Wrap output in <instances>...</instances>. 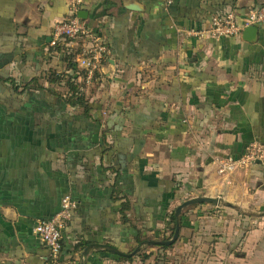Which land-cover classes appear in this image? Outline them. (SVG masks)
<instances>
[{"label": "crops", "instance_id": "obj_1", "mask_svg": "<svg viewBox=\"0 0 264 264\" xmlns=\"http://www.w3.org/2000/svg\"><path fill=\"white\" fill-rule=\"evenodd\" d=\"M69 2L0 0L2 77L17 82L10 66H24V83L39 82L57 64L65 71L63 50L53 41ZM262 5L264 0H86V20L102 27L111 50L102 73L85 84L88 112L49 90L18 95L0 82V264H119L127 256L99 245L130 253L144 240L170 239L175 230L171 234L167 214L183 196L220 197V204L239 210L264 207L260 163L226 178L219 173L221 161L241 157L250 143L264 144V25H257L252 41L243 33L187 35L219 10L242 15ZM66 195L77 208L56 258L33 229L61 210ZM124 198L131 204L128 222L120 214ZM221 207L203 202L185 208L184 226L166 252L208 255L188 264H220L225 254V264H264L260 246L252 251L259 255L254 261L236 260L222 248L227 230L236 226H226L230 220L221 225L227 219ZM145 227L153 229L143 238ZM220 233L215 253L208 252L207 243ZM89 245L96 246L83 257Z\"/></svg>", "mask_w": 264, "mask_h": 264}, {"label": "built area", "instance_id": "obj_2", "mask_svg": "<svg viewBox=\"0 0 264 264\" xmlns=\"http://www.w3.org/2000/svg\"><path fill=\"white\" fill-rule=\"evenodd\" d=\"M86 0H70L68 15L54 26V41H62L67 53L79 49L78 66L85 70L87 83H92L103 71L104 63L110 54V46L102 27H92L79 16ZM250 25H264V5L249 8L242 15L235 9L219 10L213 13L204 25L195 26L187 35L198 38H229L240 36ZM260 160L264 177V144L250 143L239 158L229 156L220 162L219 173L229 176L238 167L250 166ZM76 201L71 195L62 199L61 210L50 219L39 220L33 229L38 239L49 248L52 256L58 257L63 248V229L71 220Z\"/></svg>", "mask_w": 264, "mask_h": 264}, {"label": "rangeland", "instance_id": "obj_3", "mask_svg": "<svg viewBox=\"0 0 264 264\" xmlns=\"http://www.w3.org/2000/svg\"><path fill=\"white\" fill-rule=\"evenodd\" d=\"M55 66L57 71L60 70V65L57 64ZM15 66H10L9 70L7 72L9 74H15L14 77L17 79V83L19 85H23L24 82L22 80V76L19 73H24V66L21 69H13ZM12 68V69H11ZM16 68V67H15ZM27 68V67H26ZM53 70L52 68H48L47 74ZM39 73V72H38ZM41 73V72H40ZM47 75H43L41 77V80L39 82L43 83L46 86H49V84L45 82L44 77L46 78ZM54 86L55 89L57 88L58 90L62 92H66L69 90V86L66 82V79H64L61 83H56ZM2 88V86H1ZM33 92L35 93L34 97H38L37 95L39 92H36L38 90L37 86H32ZM36 90V91H35ZM37 94V95H36ZM262 167V166H261ZM241 168V167H238ZM233 174V173H232ZM230 174L229 176H232ZM222 175V174H221ZM224 176V175H222ZM227 176V175H226ZM225 177V176H224ZM226 178V177H225ZM224 178V180H225ZM202 195V194H200ZM187 197L183 196L181 200H185ZM229 204L223 202L222 204H219L218 208L222 212V216H226L227 219H223V222H221V225H225L226 222L225 220H230L227 222L228 224L226 226H236V229L232 227L231 229H228L227 231L230 232L229 235H226L225 240L223 241L222 248H226L232 251L234 253L235 259L239 261H243L244 259L246 260H256L259 258V255H257L252 252L257 246H260L262 250H264V207H259V206H254L250 208H245V209H233L228 206ZM211 209H217V208H211ZM173 211V210H172ZM221 214V212H220ZM169 215V213L167 214ZM235 216V217H234ZM234 226V227H235ZM153 228H143L144 235L143 238L148 237L147 230L151 231ZM162 232V231H161ZM154 235V233L152 234ZM218 237V239H212L209 243H207L206 246H209L208 252L215 253L216 251V242L220 240V238L224 237L222 233L218 235H214ZM151 238H154L151 236ZM155 238L162 239L163 237L160 235H157ZM232 239V240H228ZM208 242V241H206ZM207 248V247H206ZM187 252L190 253V255L187 257ZM207 252V253H208ZM146 254V259H143L142 254ZM197 253V252H196ZM250 254V255H249ZM255 254V255H254ZM192 255V249H189L185 252V254H175L173 251H168V252H160L158 246H150L146 247L139 252L135 253L132 256L125 257V259L119 258V264H188L189 261H191L192 258H195V255L197 256L196 258H201L203 261L208 257L205 252H202L201 254H195L194 256ZM178 256V257H177ZM132 257V258H131ZM126 258H131L127 260ZM227 259V255L221 256V263L220 264H225V261ZM193 260V259H192Z\"/></svg>", "mask_w": 264, "mask_h": 264}, {"label": "trees", "instance_id": "obj_4", "mask_svg": "<svg viewBox=\"0 0 264 264\" xmlns=\"http://www.w3.org/2000/svg\"><path fill=\"white\" fill-rule=\"evenodd\" d=\"M56 48L59 51H62L64 53V61L67 63V68L65 71H57V70H51L47 74V81L49 82V86L41 85L39 82L36 80V78L32 79L30 82H26L23 85H19L15 80L13 79H6L0 75V82L9 90H12L20 95L21 93H24L26 91H31L33 88L32 86H37L38 90H49L57 96L58 98L62 99L65 103L71 105V106H79L85 110V112H88L89 110V103L88 100L86 99V96L84 94V87L86 84V72L84 69L80 68L78 66V54H79V49H75L70 53H67L64 50V45L61 42L55 43ZM110 46V44H109ZM64 79H66V82L69 86V90L66 92H62L58 90L57 88L55 89L56 86H54L56 83H61ZM11 80V81H10ZM32 92V91H31ZM113 148V146H112ZM260 165V164H259ZM262 166V165H261ZM121 199V198H120ZM131 210V204L130 200L127 198H124V200L121 203L120 207V214L121 218L123 221H130V218L128 216V212ZM186 213V212H185ZM185 213H183V216H185ZM169 220L168 222L170 223V230L171 234H173L176 226V215L175 212L172 211L167 215ZM182 216V217H183ZM182 223H183V218H182ZM183 225V224H182ZM184 226V225H183ZM141 236H142V230L138 231V235L136 236L137 241H141ZM173 245H160L159 251L160 252H166L169 248H171ZM142 254V253H141ZM143 259H146V254H142ZM119 258L125 259V257L120 256ZM132 258V257H131ZM131 258H126L127 260Z\"/></svg>", "mask_w": 264, "mask_h": 264}, {"label": "water", "instance_id": "obj_5", "mask_svg": "<svg viewBox=\"0 0 264 264\" xmlns=\"http://www.w3.org/2000/svg\"><path fill=\"white\" fill-rule=\"evenodd\" d=\"M88 11L87 10H80L79 11V16L83 19H86L88 17ZM259 32V28L257 25H250L246 27L243 30V38L249 41L255 40L257 38V34ZM257 163H260V160L256 161ZM203 202H213L215 204H220L222 202V199L220 197H213L209 195H196L194 197H190L185 199L182 203H180L176 209H175V215H176V228L174 235L170 239L166 240H144L141 244H139L132 252L130 253H125L120 249L115 248L114 246L106 245V244H101L99 247L105 250H109L115 253H118L119 255H124V256H132L135 253L139 252L140 250L144 249L147 245H171L173 244L176 239L179 236V231L182 226V213L185 208H187L190 205L197 204V203H203ZM96 245H89L86 247L82 253L83 257L86 256V253L90 251L92 247Z\"/></svg>", "mask_w": 264, "mask_h": 264}]
</instances>
